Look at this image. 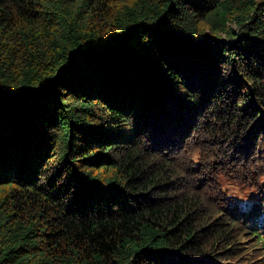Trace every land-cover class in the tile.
I'll return each mask as SVG.
<instances>
[{
    "label": "trees",
    "instance_id": "16d2710c",
    "mask_svg": "<svg viewBox=\"0 0 264 264\" xmlns=\"http://www.w3.org/2000/svg\"><path fill=\"white\" fill-rule=\"evenodd\" d=\"M263 176L264 0H0V264L247 262Z\"/></svg>",
    "mask_w": 264,
    "mask_h": 264
},
{
    "label": "rangeland",
    "instance_id": "374dc122",
    "mask_svg": "<svg viewBox=\"0 0 264 264\" xmlns=\"http://www.w3.org/2000/svg\"><path fill=\"white\" fill-rule=\"evenodd\" d=\"M236 165V164H235ZM235 165H224V173L220 177V182L228 186V190L224 193L225 196H223L221 199L220 205H224L231 202L232 198H247L248 194L252 192L255 189H259L258 187V181H261L260 179H244L243 181L237 180L235 176ZM239 165H237V170H239ZM215 172V171H214ZM208 174H205L204 176H207ZM212 175V174H210ZM264 177V176H263ZM238 200V199H237ZM235 200V201H237ZM261 235L257 234L254 235L253 232L251 233V236H244L242 239H247L246 246L248 250V254H245L244 257H250L247 262L238 259H232L230 261H234L238 264H243L246 262V264H264V245H261L260 240ZM248 259V258H247ZM229 261V260H227ZM229 261V262H230ZM232 263V262H231Z\"/></svg>",
    "mask_w": 264,
    "mask_h": 264
}]
</instances>
